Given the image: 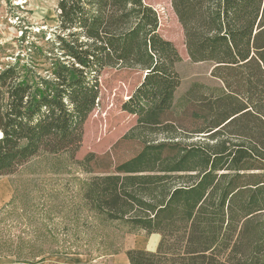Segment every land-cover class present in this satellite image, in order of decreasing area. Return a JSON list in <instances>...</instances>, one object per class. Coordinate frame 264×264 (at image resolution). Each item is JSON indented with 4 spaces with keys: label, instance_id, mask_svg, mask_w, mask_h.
<instances>
[{
    "label": "trees",
    "instance_id": "16d2710c",
    "mask_svg": "<svg viewBox=\"0 0 264 264\" xmlns=\"http://www.w3.org/2000/svg\"><path fill=\"white\" fill-rule=\"evenodd\" d=\"M171 6L189 58L212 63L220 86L194 82L174 107L180 55L146 0H58L66 59L44 76L18 61L0 70V176L40 152H75L102 70L137 68L143 78L122 103L137 116L126 136L136 127L165 135L143 141L146 170L158 176L141 188L124 184L131 176L96 175L84 194L89 207L159 234L152 251L125 250L130 264H264V0ZM183 120L191 128L182 130Z\"/></svg>",
    "mask_w": 264,
    "mask_h": 264
},
{
    "label": "rangeland",
    "instance_id": "374dc122",
    "mask_svg": "<svg viewBox=\"0 0 264 264\" xmlns=\"http://www.w3.org/2000/svg\"><path fill=\"white\" fill-rule=\"evenodd\" d=\"M57 1L0 0V70L18 61L44 76L54 59H66L56 40L63 35ZM146 2L158 13L157 32L180 55L174 107L194 82L220 86L210 73L212 63L189 58L171 0ZM142 78L143 71L137 68H104L99 75V101L84 121L78 149L72 154L40 152L15 173L0 176V264H115L127 249L153 247L152 236L130 230L123 220L107 219L84 197L96 175L131 176L124 184L141 188L158 176L146 170L151 159L143 141L165 135L136 127L132 136H126L137 116L123 110L122 103ZM180 126L185 130L192 125L183 120ZM88 154L92 155L85 161Z\"/></svg>",
    "mask_w": 264,
    "mask_h": 264
},
{
    "label": "crops",
    "instance_id": "0c3cea01",
    "mask_svg": "<svg viewBox=\"0 0 264 264\" xmlns=\"http://www.w3.org/2000/svg\"><path fill=\"white\" fill-rule=\"evenodd\" d=\"M142 232H143V231H142ZM143 233H144V232H143ZM144 234H145V233H144ZM149 236H152V237H153L154 245H153V247L148 248V249H146V250H150V251H152V250H154V249L156 248V245H157V243H158V240H159V237H160V236H159L158 233H152V234L149 235ZM140 249H143V248H140ZM117 259H118V262L115 263V264H130L129 261H128V258H127V256H126V253H125V252L119 254L118 257H117Z\"/></svg>",
    "mask_w": 264,
    "mask_h": 264
}]
</instances>
